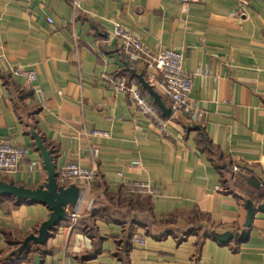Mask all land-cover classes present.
Segmentation results:
<instances>
[{
	"label": "crops",
	"instance_id": "obj_1",
	"mask_svg": "<svg viewBox=\"0 0 264 264\" xmlns=\"http://www.w3.org/2000/svg\"><path fill=\"white\" fill-rule=\"evenodd\" d=\"M117 26L153 52H180L188 72L209 71L194 80L197 121L161 95L171 112L160 109ZM0 59V140L26 155L0 181L45 186L39 144L56 173L68 161L96 172L75 224L52 226L46 204L0 194V264H264V0H194L185 11L179 0H0ZM118 75L147 91L164 130L109 84ZM132 182L160 194L127 205Z\"/></svg>",
	"mask_w": 264,
	"mask_h": 264
},
{
	"label": "built area",
	"instance_id": "obj_2",
	"mask_svg": "<svg viewBox=\"0 0 264 264\" xmlns=\"http://www.w3.org/2000/svg\"><path fill=\"white\" fill-rule=\"evenodd\" d=\"M182 10L194 0H179ZM49 22L53 20L48 18ZM115 37L120 40L121 50L134 61L144 63L151 71V85L164 98L172 104L173 113L182 112L189 117L190 122L197 121L201 114L193 107L191 93L195 77L208 75V70L198 69L191 73L183 68V56L180 52L165 49L158 52L151 51L143 44L140 37L133 34L129 29L117 26L114 32ZM0 59V64H1ZM13 75L22 76L27 81L36 79V73L32 70L15 68L11 71ZM109 84L119 93H126L132 99L137 109L149 117L158 127L165 129L166 121L159 114V109L152 103L149 96L142 92L136 79L128 76H113L107 78ZM1 82V76H0ZM95 135L104 136L105 133L96 131ZM25 152L13 146L10 141L0 140V177L17 172L25 161ZM140 165L139 161L133 163ZM96 179V172L93 168L84 167L79 162L68 161L62 165L58 172L57 182L60 186H76L80 190V196L76 204L67 207L68 219L77 223L82 218V210L86 205V197L90 192ZM124 192L129 196L138 195L157 196L160 194L158 188L149 183L132 182L123 187ZM93 201L88 208L91 209ZM145 239L140 234H135L132 244H144Z\"/></svg>",
	"mask_w": 264,
	"mask_h": 264
},
{
	"label": "water",
	"instance_id": "obj_3",
	"mask_svg": "<svg viewBox=\"0 0 264 264\" xmlns=\"http://www.w3.org/2000/svg\"><path fill=\"white\" fill-rule=\"evenodd\" d=\"M139 80L143 87L153 97L155 103L168 114L171 112L167 109L160 94L151 86L150 83L146 82L142 76ZM39 148L42 151L45 167L48 171V181L43 187L35 189L17 186L11 183L0 181V194L6 196H13L22 200H30L46 204L52 209V215L49 220V224L52 226L56 225L60 220L67 216V207L77 203L80 190L76 186L63 187L57 182V176L53 159L47 149L39 144ZM36 264H39L40 257H35Z\"/></svg>",
	"mask_w": 264,
	"mask_h": 264
},
{
	"label": "trees",
	"instance_id": "obj_4",
	"mask_svg": "<svg viewBox=\"0 0 264 264\" xmlns=\"http://www.w3.org/2000/svg\"><path fill=\"white\" fill-rule=\"evenodd\" d=\"M141 88V90H142V92L143 93H145L147 96H149L148 95V93H147V91L144 89V88H142V87H140ZM155 106H156V104H154ZM157 107V106H156ZM158 108V107H157ZM159 109V108H158ZM57 174H58V172H57ZM125 194H126V203H127V205H135V204H137L140 200H142L143 199V202H146V201H149L153 196H150V195H146V196H144V195H138V196H135V197H131V196H129L126 192H125ZM100 197V196H99ZM96 200H98V194H97V196L95 197V199H94V202H93V209L94 208H96V206H97V202H96ZM133 233H132V237H131V239H130V241L132 242V238H133ZM123 249H126V247L123 245Z\"/></svg>",
	"mask_w": 264,
	"mask_h": 264
},
{
	"label": "rangeland",
	"instance_id": "obj_5",
	"mask_svg": "<svg viewBox=\"0 0 264 264\" xmlns=\"http://www.w3.org/2000/svg\"><path fill=\"white\" fill-rule=\"evenodd\" d=\"M87 200H88V199H87ZM87 200H86V201H87ZM86 201H85V203H86Z\"/></svg>",
	"mask_w": 264,
	"mask_h": 264
}]
</instances>
